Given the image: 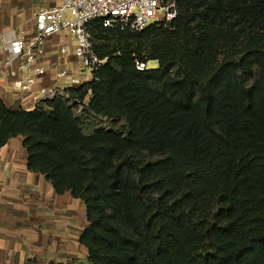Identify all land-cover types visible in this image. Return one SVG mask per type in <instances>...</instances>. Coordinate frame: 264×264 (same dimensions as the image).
Wrapping results in <instances>:
<instances>
[{
  "label": "trees",
  "instance_id": "1",
  "mask_svg": "<svg viewBox=\"0 0 264 264\" xmlns=\"http://www.w3.org/2000/svg\"><path fill=\"white\" fill-rule=\"evenodd\" d=\"M177 9L171 27L91 24L107 62L66 93L107 127L0 97V147L23 137L28 169L84 202L87 264H264V0Z\"/></svg>",
  "mask_w": 264,
  "mask_h": 264
},
{
  "label": "crops",
  "instance_id": "2",
  "mask_svg": "<svg viewBox=\"0 0 264 264\" xmlns=\"http://www.w3.org/2000/svg\"><path fill=\"white\" fill-rule=\"evenodd\" d=\"M61 1L0 0V37L15 33L31 40L36 14ZM61 40L62 35H57L46 42L45 56L39 61L42 65L73 60L71 54H62ZM4 58L0 50V68ZM55 83L52 72L35 88ZM0 97L7 107L32 111V97L16 96L10 80L2 82L0 78ZM27 159L23 137L0 147V264H84L88 257L80 243L88 226L84 202L69 193L56 194L44 175L28 169Z\"/></svg>",
  "mask_w": 264,
  "mask_h": 264
},
{
  "label": "built area",
  "instance_id": "3",
  "mask_svg": "<svg viewBox=\"0 0 264 264\" xmlns=\"http://www.w3.org/2000/svg\"><path fill=\"white\" fill-rule=\"evenodd\" d=\"M177 1L62 0L58 6L40 9L31 40L15 33L0 37V50L5 55L0 78L2 82L10 80L16 96L32 97V111L42 102L68 97L66 90L96 81L97 73L107 62L96 53L92 23L99 21L104 28L132 33L151 25L171 27L178 16ZM57 35H62V54H71L73 60L60 59L50 67L42 65L39 61L45 56V44ZM150 63L153 62L134 57L139 73L152 69ZM52 72L56 83L36 89L40 79Z\"/></svg>",
  "mask_w": 264,
  "mask_h": 264
},
{
  "label": "rangeland",
  "instance_id": "4",
  "mask_svg": "<svg viewBox=\"0 0 264 264\" xmlns=\"http://www.w3.org/2000/svg\"><path fill=\"white\" fill-rule=\"evenodd\" d=\"M135 57V56H134ZM152 69H156L158 68L157 63L153 62L150 63L149 65ZM68 97H58V98H62L63 100H65L69 106H71L73 108V112L74 114L79 117L82 121H84V125H83V130L88 133L90 132L94 127H107L110 125V122L107 121H114L112 119H105V118H101V117H97L93 114H90L86 111L87 105H88V100L85 99L83 103H80L78 100H72L70 99V94H68ZM56 98V99H58ZM53 101V100H51ZM51 101H46V102H42L40 104V107L43 110H49V106L47 104V102H51ZM121 124V123H120ZM119 124V125H120ZM118 125V126H119ZM87 264V261L84 263Z\"/></svg>",
  "mask_w": 264,
  "mask_h": 264
}]
</instances>
